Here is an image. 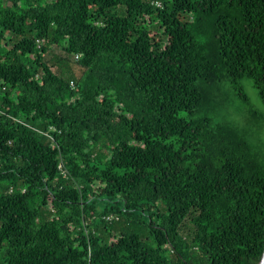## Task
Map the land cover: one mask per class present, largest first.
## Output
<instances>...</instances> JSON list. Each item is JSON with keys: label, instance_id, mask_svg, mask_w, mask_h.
I'll return each mask as SVG.
<instances>
[{"label": "trees", "instance_id": "16d2710c", "mask_svg": "<svg viewBox=\"0 0 264 264\" xmlns=\"http://www.w3.org/2000/svg\"><path fill=\"white\" fill-rule=\"evenodd\" d=\"M224 78L264 101V0H0V264H258Z\"/></svg>", "mask_w": 264, "mask_h": 264}, {"label": "clouds", "instance_id": "9594fccd", "mask_svg": "<svg viewBox=\"0 0 264 264\" xmlns=\"http://www.w3.org/2000/svg\"><path fill=\"white\" fill-rule=\"evenodd\" d=\"M237 87L245 88L246 96L256 98L247 103L238 99L235 94ZM213 91L214 98L224 102L226 107L222 115L211 113L210 119L216 123H227L241 132L249 144V157H254L258 164L264 165V101L258 97L254 82L244 78L239 85H233L228 78H224L223 82L215 85ZM253 112L257 114L255 118ZM204 114L209 115L207 111Z\"/></svg>", "mask_w": 264, "mask_h": 264}, {"label": "rangeland", "instance_id": "374dc122", "mask_svg": "<svg viewBox=\"0 0 264 264\" xmlns=\"http://www.w3.org/2000/svg\"><path fill=\"white\" fill-rule=\"evenodd\" d=\"M58 57H62V58H67L69 60V69L73 72V74H75L76 76H78L80 73H81V69L78 68V66H76L75 62H76V59H74V57H72L71 55H67L63 50H62V47L61 46H52L51 49H50V52H48L45 56V59L49 62V64L53 65V70L58 73L59 71L62 72L58 67L59 64H57V58ZM62 70H63V73L61 76L66 78L67 77V73L68 72V68H67V65L64 66L62 65V67H60ZM242 81V80H241ZM71 84V83H70ZM242 90L245 94V91L246 89L242 87ZM257 90V89H256ZM257 94H258V91H257ZM246 96V95H245ZM237 97V95H236ZM259 97V95H258ZM238 98V97H237ZM256 97H253V96H250V95H247L246 96V100L247 102H250L251 100H254ZM260 98V97H259ZM239 99V98H238ZM226 107L225 103L223 102L222 103V106H221V109L217 110L216 112L217 113H220L221 115L223 114L224 112V108ZM252 116L255 118L257 116V114L255 112L252 113ZM220 117L218 116L217 119H219ZM229 125V124H228ZM118 225V224H116Z\"/></svg>", "mask_w": 264, "mask_h": 264}, {"label": "water", "instance_id": "95a60500", "mask_svg": "<svg viewBox=\"0 0 264 264\" xmlns=\"http://www.w3.org/2000/svg\"><path fill=\"white\" fill-rule=\"evenodd\" d=\"M258 264H264V251Z\"/></svg>", "mask_w": 264, "mask_h": 264}, {"label": "built area", "instance_id": "2783aa9c", "mask_svg": "<svg viewBox=\"0 0 264 264\" xmlns=\"http://www.w3.org/2000/svg\"><path fill=\"white\" fill-rule=\"evenodd\" d=\"M157 5H159V3H157ZM77 58V57H76ZM71 85H72V82H71Z\"/></svg>", "mask_w": 264, "mask_h": 264}]
</instances>
